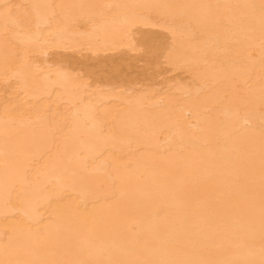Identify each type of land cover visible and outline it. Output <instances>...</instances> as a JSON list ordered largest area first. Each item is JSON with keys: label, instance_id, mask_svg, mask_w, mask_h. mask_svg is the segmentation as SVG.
Wrapping results in <instances>:
<instances>
[{"label": "bare ground", "instance_id": "bare-ground-1", "mask_svg": "<svg viewBox=\"0 0 264 264\" xmlns=\"http://www.w3.org/2000/svg\"><path fill=\"white\" fill-rule=\"evenodd\" d=\"M0 264H264V0H0Z\"/></svg>", "mask_w": 264, "mask_h": 264}, {"label": "rangeland", "instance_id": "rangeland-1", "mask_svg": "<svg viewBox=\"0 0 264 264\" xmlns=\"http://www.w3.org/2000/svg\"><path fill=\"white\" fill-rule=\"evenodd\" d=\"M59 55V54H58ZM58 55H56V56H58Z\"/></svg>", "mask_w": 264, "mask_h": 264}]
</instances>
